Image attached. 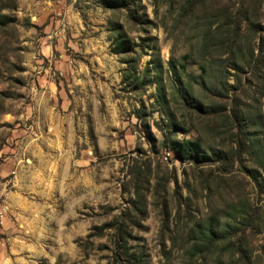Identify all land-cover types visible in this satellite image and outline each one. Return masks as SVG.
Wrapping results in <instances>:
<instances>
[{
	"label": "rangeland",
	"instance_id": "374dc122",
	"mask_svg": "<svg viewBox=\"0 0 264 264\" xmlns=\"http://www.w3.org/2000/svg\"><path fill=\"white\" fill-rule=\"evenodd\" d=\"M0 264H264V0H0Z\"/></svg>",
	"mask_w": 264,
	"mask_h": 264
},
{
	"label": "trees",
	"instance_id": "16d2710c",
	"mask_svg": "<svg viewBox=\"0 0 264 264\" xmlns=\"http://www.w3.org/2000/svg\"><path fill=\"white\" fill-rule=\"evenodd\" d=\"M196 147V142L193 144L191 141H184L178 148H175V150L176 154H178V156L183 159H196L198 161H205L207 157L203 153H197ZM121 239L124 240L125 238L122 237Z\"/></svg>",
	"mask_w": 264,
	"mask_h": 264
}]
</instances>
